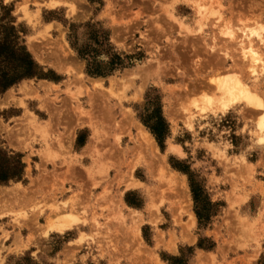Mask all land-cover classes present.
I'll use <instances>...</instances> for the list:
<instances>
[{"label": "rangeland", "instance_id": "374dc122", "mask_svg": "<svg viewBox=\"0 0 264 264\" xmlns=\"http://www.w3.org/2000/svg\"><path fill=\"white\" fill-rule=\"evenodd\" d=\"M10 24L49 78L0 96L1 147L25 166L0 185V264H264V108L213 82L231 69L264 102V49L255 78L236 45L264 0H0V38ZM91 31L125 68L86 73L71 43ZM158 106L164 149L143 123ZM182 170L214 204L208 226Z\"/></svg>", "mask_w": 264, "mask_h": 264}, {"label": "trees", "instance_id": "16d2710c", "mask_svg": "<svg viewBox=\"0 0 264 264\" xmlns=\"http://www.w3.org/2000/svg\"><path fill=\"white\" fill-rule=\"evenodd\" d=\"M78 27L72 25L71 33ZM5 34L0 38V96L3 95L14 85L24 79H48V75L43 68L33 59L26 47L20 43V36L13 25L4 27ZM89 42L81 47L76 43H71L72 48L76 51L77 56L86 62V73L92 77H109L114 72L125 68L124 59L117 53L113 52L110 44L109 35L100 34L99 31L89 33ZM103 35V36H102ZM103 37V40L101 38ZM102 53L109 56L107 62L99 60ZM143 123L151 130L157 138L161 149H164V143L169 132V126L162 114L161 106H158L151 114L143 119ZM24 164L21 154L10 155L0 144V185H6L10 181L22 180L24 173ZM190 180V187L196 204L195 211L200 224L208 226L212 217L214 204L207 196V192L197 180L194 173L187 172ZM200 204L202 206H200ZM200 249H205L201 243L198 244ZM211 249V248H208ZM193 252V248H188ZM26 261L31 263L30 259ZM171 264H187L188 260L184 255L180 257H171Z\"/></svg>", "mask_w": 264, "mask_h": 264}, {"label": "bare ground", "instance_id": "6f19581e", "mask_svg": "<svg viewBox=\"0 0 264 264\" xmlns=\"http://www.w3.org/2000/svg\"><path fill=\"white\" fill-rule=\"evenodd\" d=\"M229 28L226 29L227 31H225V32L222 31V32L228 38L227 41L231 40V41H233V43H235V42H237L236 38H235V32L232 31L233 29L230 30ZM235 28L236 27H234V29ZM222 30H223V28H222ZM241 32H242L241 37L240 38L238 37L240 40L236 43L237 47L239 48V53H240L238 55L241 56L242 61L247 65V69H248L247 72L249 73L248 75H250V77L256 78L257 70H258L257 67L263 61V59H262L263 55H261L262 53L260 54V53H257V51H255L256 49H254V43L255 42L261 43L262 47L261 46L260 47L262 48V50L264 49V26L262 25L256 29H252L250 31H248V30L247 31H245V30L240 31V33ZM226 37H224V38H226ZM259 48H258V52H260ZM225 56L227 58V55H225ZM225 61H226V59H225ZM213 82H215L216 90L221 94L222 98H225L228 101L245 100V101H247V103L249 105L255 106L256 108H261V109L264 108L263 100H262V102H263L262 103L260 98L256 95L255 91L253 90V87H251L252 83L250 84L247 81H243V79H240L239 75H237L235 73V71H233L231 69L227 70L226 72L217 76ZM255 87H256V85H255ZM256 92H257V90H256ZM259 128L264 133V120L261 121ZM147 137L151 141V138L149 136H147ZM257 143L259 145H264V136L261 137L260 139H258ZM149 145H152V143H150ZM179 183L182 184L184 189L185 188L188 189L185 181H184V184H183V182L181 183L180 181H179ZM183 191L186 194V190H183ZM192 217L195 219L194 215H192Z\"/></svg>", "mask_w": 264, "mask_h": 264}]
</instances>
